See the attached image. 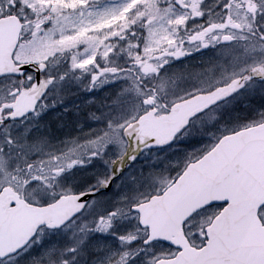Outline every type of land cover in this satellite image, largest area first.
<instances>
[{"label": "snow or ice", "instance_id": "1", "mask_svg": "<svg viewBox=\"0 0 264 264\" xmlns=\"http://www.w3.org/2000/svg\"><path fill=\"white\" fill-rule=\"evenodd\" d=\"M0 264H264V0H0Z\"/></svg>", "mask_w": 264, "mask_h": 264}, {"label": "rangeland", "instance_id": "2", "mask_svg": "<svg viewBox=\"0 0 264 264\" xmlns=\"http://www.w3.org/2000/svg\"><path fill=\"white\" fill-rule=\"evenodd\" d=\"M90 98V94L84 96L83 98H76L73 101H70L71 103H76V104H83V101ZM53 112H60L62 111V106H57L55 109L52 110ZM86 112H81L80 116H77L75 113L73 112H69L66 116V126L64 129L60 130L61 133L63 132H70L71 134H75L76 132H78L80 129H78L76 127V124L78 122H81L84 124L85 129L88 127L89 123L88 121H83L81 120V117L85 116Z\"/></svg>", "mask_w": 264, "mask_h": 264}]
</instances>
